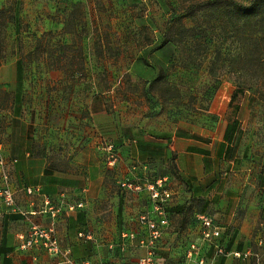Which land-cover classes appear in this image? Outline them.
Segmentation results:
<instances>
[{
  "label": "rangeland",
  "instance_id": "1",
  "mask_svg": "<svg viewBox=\"0 0 264 264\" xmlns=\"http://www.w3.org/2000/svg\"><path fill=\"white\" fill-rule=\"evenodd\" d=\"M213 1L0 0V134L6 140L5 125L20 124L33 152L55 165L93 154L113 167L115 185L139 187V215L150 213V186L166 176L169 217L180 185L173 160L135 156L123 129L155 137L183 127L219 137L235 120L224 140L239 180L248 173L243 194L252 188L262 199L255 252L263 259L264 41L253 44L248 22L241 26L222 8L228 3ZM139 215L133 231L108 243V257L146 255L149 231ZM161 238L152 248L159 256Z\"/></svg>",
  "mask_w": 264,
  "mask_h": 264
},
{
  "label": "crops",
  "instance_id": "2",
  "mask_svg": "<svg viewBox=\"0 0 264 264\" xmlns=\"http://www.w3.org/2000/svg\"><path fill=\"white\" fill-rule=\"evenodd\" d=\"M228 125L219 137L183 127L164 129L155 137H147L142 129H123V138L134 143L135 156L149 153L172 159L180 184L168 224L162 229L158 249L164 254L156 255L155 264H264V259L254 256L263 217L262 199L251 195L252 188L243 194L248 173L239 180L235 156L228 152L231 144L224 140ZM20 126L5 125L6 140L0 134L16 204V209H8L0 199V264H71L82 260L90 264H138L142 249L128 259L122 252L115 260L108 257L107 249L109 242L117 240L116 235L136 227L142 210L136 185H115L109 175L113 167L95 162L93 154L86 155L85 161L75 159L66 165L47 161L46 154L33 152L28 134ZM26 187L39 190L28 194ZM200 214L210 216L221 227L213 243L201 239ZM32 225L52 228L59 253L52 254L42 245L22 247ZM79 229L85 230L86 239L78 238ZM192 243L198 251L189 257Z\"/></svg>",
  "mask_w": 264,
  "mask_h": 264
},
{
  "label": "built area",
  "instance_id": "3",
  "mask_svg": "<svg viewBox=\"0 0 264 264\" xmlns=\"http://www.w3.org/2000/svg\"><path fill=\"white\" fill-rule=\"evenodd\" d=\"M162 180L166 178L158 179L156 181V187L150 186V198L152 200V210L150 213H144L139 215V222L143 224L149 231V235L145 240V246L147 248L146 255L140 257L139 264H155L158 257L153 253V244L156 239L161 236L162 229L168 224V217L166 208L169 204L172 193L169 188L164 186ZM139 187L136 186V189ZM26 193L31 194L38 191V187H26L24 189ZM0 199L5 207L8 209H16L14 190L11 186L9 176V161L2 151V144L0 143ZM198 220L202 225L201 239L207 243H213L214 239L220 235L221 227L214 224L213 219L205 214L198 215ZM52 228L41 229L34 225L30 227V232L24 240L23 248L42 245L46 250L52 254L59 253V245L56 238L53 236ZM81 235V233H79ZM142 244L144 241H141ZM198 251L196 244L192 243L189 246L187 255L190 257L193 253ZM255 257L259 258L257 253ZM264 259V254H263ZM202 263L200 259L199 263ZM71 264H90L88 260H82L79 263L71 262Z\"/></svg>",
  "mask_w": 264,
  "mask_h": 264
},
{
  "label": "trees",
  "instance_id": "4",
  "mask_svg": "<svg viewBox=\"0 0 264 264\" xmlns=\"http://www.w3.org/2000/svg\"><path fill=\"white\" fill-rule=\"evenodd\" d=\"M221 0H214L213 2H218ZM224 3H228L226 7H222L226 9V12H229L236 16L237 22H241L243 26L244 23L249 24L251 34L248 36L253 44H257L260 41H264V0H250L248 4H242L235 0H222ZM220 5V4H219ZM214 8V7H213ZM188 15H192V11L188 13ZM187 15H184V17ZM240 26V27H241ZM185 31H190L192 25L183 26ZM239 29L237 28V31ZM20 72V67L17 63V73ZM234 91L231 96L229 103L232 101L235 95ZM236 125V121L233 120L232 123H229L227 129L225 131V136L227 137V141L229 140V135L233 132V129ZM142 155V154H141ZM144 156V155H142ZM145 156H153L147 153Z\"/></svg>",
  "mask_w": 264,
  "mask_h": 264
}]
</instances>
